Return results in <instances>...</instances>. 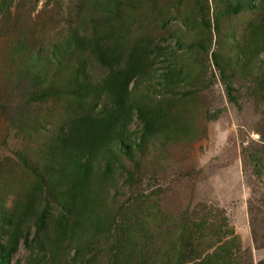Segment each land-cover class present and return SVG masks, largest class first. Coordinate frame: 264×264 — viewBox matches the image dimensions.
<instances>
[{
	"label": "rangeland",
	"instance_id": "obj_1",
	"mask_svg": "<svg viewBox=\"0 0 264 264\" xmlns=\"http://www.w3.org/2000/svg\"><path fill=\"white\" fill-rule=\"evenodd\" d=\"M226 5L224 0H0V205L10 208L29 182L23 159L34 166L43 145L76 113L93 107L91 99L83 108L66 95L36 100L33 92L70 78V62L77 70L84 61L89 80L102 84L111 68L86 43L121 53L117 44L131 19L141 24L138 36L152 44L147 73L128 83L130 116L123 136L133 145L142 130L140 116L154 110L168 125L133 159L110 143L114 167L97 210L99 224L80 229L70 245L61 244L60 260L41 264H124L127 252L117 251L116 240L123 243L126 232L149 258H165L174 252L171 246L184 245L185 264L189 248L204 256L225 237L233 243L235 264H264V43L249 36L257 14L226 16ZM73 39L84 43L79 52L67 48ZM213 53L230 77L235 102L227 97ZM121 58L112 69L127 66ZM168 80L173 84L166 85ZM105 105L106 100L97 110ZM105 167V157H98V172ZM184 233L186 240L180 237ZM190 235L196 237L193 244ZM35 252L21 243L9 264H26Z\"/></svg>",
	"mask_w": 264,
	"mask_h": 264
},
{
	"label": "trees",
	"instance_id": "obj_2",
	"mask_svg": "<svg viewBox=\"0 0 264 264\" xmlns=\"http://www.w3.org/2000/svg\"><path fill=\"white\" fill-rule=\"evenodd\" d=\"M195 1L200 4V0ZM224 1L228 4L222 10L226 16H235L241 11L257 14L254 25L249 27V36L264 43V0ZM201 3L203 4V1ZM141 30V24L131 19L120 35L121 40L118 43L120 46L116 43L122 54L124 52L121 48L125 47L127 52L123 55L96 42L86 43L90 52L100 59L101 64L111 68L102 84L92 83L89 80L84 70V61L79 63L77 70H74L76 64L70 62V78L67 79L65 76V81L60 79L56 84L44 86L33 92L36 100L66 95L83 108L88 106V101L91 99L93 107L90 111L85 109L83 113H76L74 118L67 121L61 128V134L49 139L43 145L34 166H28V158L23 159L26 175L30 180L27 183L22 182L23 185L15 195L10 208L0 205V264H9L21 243L31 252L37 250L35 252L37 255L31 253L30 264L46 263L51 257L60 260L58 255L63 250L62 246L70 245L73 238L77 239L80 229L87 231L88 228L99 224L97 210L104 190H108L105 181L111 176L114 167V155L110 143L115 142L121 154L127 159H133L134 152L141 150L151 137L167 130L165 116L157 114L154 110L155 115L153 113L140 116L143 122L142 130L133 145L127 142L129 139L127 135L123 136L130 116L128 83L135 77L140 78L145 75L146 68L149 67L147 59L151 53L149 47L152 41L140 38L137 32ZM129 36L131 41L128 39ZM71 47H74L73 51L79 52L84 47V43L73 39L67 44V48ZM261 47L264 51V45ZM247 48L255 47L249 44ZM157 49L161 50V47L157 46ZM123 56L126 58L127 66L122 69H112L116 63L123 60L121 58ZM212 58L225 84L228 99L235 102L230 77L225 73V68L218 59L219 55L213 53ZM37 59V57L32 58V61L36 62ZM171 73L174 74L172 71ZM41 80V72L38 70L34 81L38 84ZM165 84L169 85L173 82L168 80ZM105 100L107 105L98 111L97 107ZM98 157L106 159V171L101 173L97 169ZM121 168L124 169L123 164ZM128 221L129 218L125 219V223ZM198 230L203 233L201 228ZM182 235L181 239L186 240V233ZM125 236L127 237L125 243L116 240L117 251L127 252L124 264H170L171 262L184 264L182 262V256L186 251L184 245L179 249L177 245L171 246L174 252L171 254L168 252L165 258L160 259L158 253L157 257L152 256L151 259L146 256L142 245L136 242L134 245L132 241L134 234L126 232ZM190 237L191 235L188 244H193L195 240H191L196 237ZM224 239L225 237L221 244L219 243L212 252L204 256L194 248H189L192 256L185 264H235L233 257L231 258L233 243ZM38 250L43 254L39 255ZM15 264L20 263L17 261ZM82 264H89V260Z\"/></svg>",
	"mask_w": 264,
	"mask_h": 264
}]
</instances>
